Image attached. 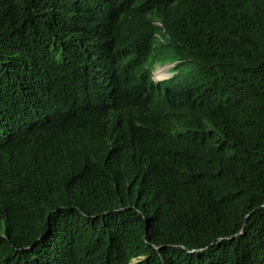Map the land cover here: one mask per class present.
<instances>
[{
	"label": "trees",
	"instance_id": "16d2710c",
	"mask_svg": "<svg viewBox=\"0 0 264 264\" xmlns=\"http://www.w3.org/2000/svg\"><path fill=\"white\" fill-rule=\"evenodd\" d=\"M39 1L0 0V33L46 62L52 41ZM85 1L48 0L69 19ZM174 1L183 9L163 28L126 4L133 33L103 69L121 118L104 120L87 105L97 94L51 81L55 67L28 71L23 90L6 67L2 115L23 123L17 108L33 107L58 116L50 126L30 119L24 135L0 144V264H264V0ZM150 47L153 60L187 66L185 75L152 83ZM116 120L122 139L138 129L141 143L161 148L167 174L158 196L140 183L132 209L130 161L98 164L107 149L125 151L110 141ZM171 120L176 129L193 124L189 140L170 135ZM82 150L93 154L92 170L73 159Z\"/></svg>",
	"mask_w": 264,
	"mask_h": 264
},
{
	"label": "clouds",
	"instance_id": "9594fccd",
	"mask_svg": "<svg viewBox=\"0 0 264 264\" xmlns=\"http://www.w3.org/2000/svg\"><path fill=\"white\" fill-rule=\"evenodd\" d=\"M126 4L139 9L149 23L158 28H163L165 22L175 20L183 9V6L174 0H86L84 4L73 9L69 19L68 13L58 18V14L62 11L60 5L49 3L48 0H40L41 12L36 17L52 41L48 61L28 60L26 52L20 50L12 38L5 39L0 33V55H3L0 58V78L9 65L13 74H18L17 81L21 86V78L28 71L35 70L42 75L43 70L55 67L56 75L50 79L51 81L88 96L97 94L93 100L88 101L87 105L102 108L104 113L101 118L104 120L121 118L124 107L117 101L111 85L105 82L103 69H107L108 65L115 61L121 51L122 43L133 33L132 16ZM127 14H130V22L124 27L123 22ZM148 52L153 53L151 47ZM153 64H156L154 68H152ZM174 64L175 61L159 62L152 57L149 61L145 57L144 63L147 76L154 84H162V81L174 76L176 78L178 76L176 70L173 72L168 70L169 67H175ZM158 71L165 72V77L158 78ZM184 75L183 73L180 76ZM21 90H23L22 86ZM24 96L31 95L25 92ZM8 104L9 102L0 100V144L2 145L9 144L24 135L29 129L26 122L30 119L34 123L50 126V119L58 116L57 114L46 116L33 107L25 110L17 108L23 119V123H20L17 119L13 121L1 114V110ZM128 114L136 115L137 119H140L138 109H129ZM117 125L116 120L110 141L112 144L124 147L125 151L120 153L117 149H107L98 158V164L108 169L111 164L116 166L122 159L130 161L131 168L124 170L126 178L123 183L129 186L132 191L131 196L134 193L132 199L130 197L125 205L126 208L132 209L138 185L149 180L158 196L167 184V174L162 167L163 152L158 145L141 143L137 138L138 129L128 141L124 140L121 137L123 131L119 130ZM194 129L193 124L176 129L171 120L169 133L178 141H187ZM75 158L79 159L81 166L92 170L95 158L89 150H82L78 155L73 152V159ZM14 162L19 167L23 165L18 157ZM34 173V168H31L30 174ZM109 173L112 174L110 169Z\"/></svg>",
	"mask_w": 264,
	"mask_h": 264
},
{
	"label": "rangeland",
	"instance_id": "374dc122",
	"mask_svg": "<svg viewBox=\"0 0 264 264\" xmlns=\"http://www.w3.org/2000/svg\"><path fill=\"white\" fill-rule=\"evenodd\" d=\"M150 57H151V53H149V54L147 55V60H148V61L150 60ZM167 65L170 66L171 64H167ZM155 66H156V64H153L152 68H154ZM168 70H172V72H173V70H176L175 72H177L178 76H180V75H182L185 71H187L188 68H187V66H177V67H169ZM169 75H170V74H169ZM178 76H177V77H178ZM177 77H176V78H177ZM133 195H134V193H133ZM133 195L131 196V199H132Z\"/></svg>",
	"mask_w": 264,
	"mask_h": 264
},
{
	"label": "bare ground",
	"instance_id": "6f19581e",
	"mask_svg": "<svg viewBox=\"0 0 264 264\" xmlns=\"http://www.w3.org/2000/svg\"><path fill=\"white\" fill-rule=\"evenodd\" d=\"M165 75H166V73L163 72V71H158V72H157V77H158V78L165 77Z\"/></svg>",
	"mask_w": 264,
	"mask_h": 264
}]
</instances>
